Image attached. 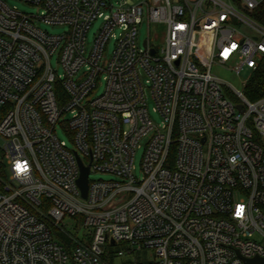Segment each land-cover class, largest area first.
Returning <instances> with one entry per match:
<instances>
[{
  "label": "built area",
  "instance_id": "built-area-1",
  "mask_svg": "<svg viewBox=\"0 0 264 264\" xmlns=\"http://www.w3.org/2000/svg\"><path fill=\"white\" fill-rule=\"evenodd\" d=\"M20 1L37 12L0 0V264L264 258V97L212 72L264 60V0Z\"/></svg>",
  "mask_w": 264,
  "mask_h": 264
},
{
  "label": "rangeland",
  "instance_id": "rangeland-1",
  "mask_svg": "<svg viewBox=\"0 0 264 264\" xmlns=\"http://www.w3.org/2000/svg\"><path fill=\"white\" fill-rule=\"evenodd\" d=\"M115 3V6L119 4L122 0H112ZM130 3H137L143 0H127ZM8 2L12 5L17 7L19 10L26 11V12H33L36 13V7L30 6L26 4L25 2H22L20 0H8ZM102 25V19H97L91 26L90 30L88 31L87 34V45L88 47L91 46L93 43V39L95 37V34L97 33L98 28ZM42 26H46L45 28L48 29L50 33L57 34L61 33L65 30V25H45L43 24ZM158 29L159 28L157 25L154 24H148L147 20H145L140 26H139V42L142 44L143 40L147 37H150L151 40L157 39V42L161 41V38L159 35L158 37ZM120 30L116 31V34H119ZM114 46V40H112L110 44V50L113 49ZM53 63L55 62L54 59L52 61ZM62 70H60L61 72ZM213 74L217 75L220 80L223 82V87H224V92L227 93L228 89H232L233 87L236 90H240L244 92L245 85L248 81V78L250 77V71L248 69L243 70L241 73L237 74L234 71L225 68L221 65H214L212 68ZM149 94V93H147ZM228 95V93H227ZM148 104H149V112L151 114L152 120L155 124H158L161 122V117L159 114L153 112V107L154 103L151 100L150 96L148 95ZM59 137L62 140H65L66 143L68 144L69 147H72V143L69 139V137L64 133L62 129L57 130ZM146 144V138H143L140 140V146L136 149L135 156H134V167H135V174L141 179L143 176V173L141 171V163H142V157L144 153V148ZM111 176L103 173H97L94 172L90 175V179H110Z\"/></svg>",
  "mask_w": 264,
  "mask_h": 264
},
{
  "label": "trees",
  "instance_id": "trees-1",
  "mask_svg": "<svg viewBox=\"0 0 264 264\" xmlns=\"http://www.w3.org/2000/svg\"><path fill=\"white\" fill-rule=\"evenodd\" d=\"M244 94L249 100L264 97V60L253 69L245 85ZM172 158V153H171Z\"/></svg>",
  "mask_w": 264,
  "mask_h": 264
},
{
  "label": "water",
  "instance_id": "water-1",
  "mask_svg": "<svg viewBox=\"0 0 264 264\" xmlns=\"http://www.w3.org/2000/svg\"><path fill=\"white\" fill-rule=\"evenodd\" d=\"M238 108L243 110L242 105H238ZM80 166V177L78 179V185L81 189L82 195L86 197L88 190V175H89V166H84L81 160L78 158ZM245 264H264V258L253 257L245 260Z\"/></svg>",
  "mask_w": 264,
  "mask_h": 264
},
{
  "label": "snow or ice",
  "instance_id": "snow-or-ice-1",
  "mask_svg": "<svg viewBox=\"0 0 264 264\" xmlns=\"http://www.w3.org/2000/svg\"><path fill=\"white\" fill-rule=\"evenodd\" d=\"M17 168H20V165H17ZM242 213V209L238 210L237 215H240Z\"/></svg>",
  "mask_w": 264,
  "mask_h": 264
},
{
  "label": "clouds",
  "instance_id": "clouds-1",
  "mask_svg": "<svg viewBox=\"0 0 264 264\" xmlns=\"http://www.w3.org/2000/svg\"><path fill=\"white\" fill-rule=\"evenodd\" d=\"M242 209V208H241ZM236 215H237V213H236ZM237 216H240V215H237Z\"/></svg>",
  "mask_w": 264,
  "mask_h": 264
}]
</instances>
